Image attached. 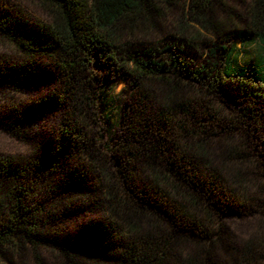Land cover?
Masks as SVG:
<instances>
[{
	"label": "trees",
	"instance_id": "trees-1",
	"mask_svg": "<svg viewBox=\"0 0 264 264\" xmlns=\"http://www.w3.org/2000/svg\"><path fill=\"white\" fill-rule=\"evenodd\" d=\"M38 1L47 22L0 3V87L43 88L0 128L52 119L0 156V264H264V0ZM100 55L126 82L110 135Z\"/></svg>",
	"mask_w": 264,
	"mask_h": 264
},
{
	"label": "rangeland",
	"instance_id": "rangeland-1",
	"mask_svg": "<svg viewBox=\"0 0 264 264\" xmlns=\"http://www.w3.org/2000/svg\"><path fill=\"white\" fill-rule=\"evenodd\" d=\"M0 3L9 6L20 14L25 15L31 22H47V8L38 0H0ZM239 48L238 62L240 64L249 63L260 52V46L257 43L242 45L237 43ZM14 50L11 45L0 39V57H11ZM94 71L102 76L107 82L102 86L103 99L109 103L105 108H100V114L107 116L106 124L107 135L118 124V116L125 109L126 82L123 77L114 71L110 60L105 56H96L94 60ZM43 94L42 86L30 88L26 91H13L8 88L0 87V114L9 107L18 103L26 102L28 99H34ZM102 99V100H103ZM51 117L46 113H41L29 120L20 127V135L15 136L11 132L0 128V156L14 158H23L31 153L36 146L37 140L42 137V133L48 129V123ZM226 223L231 231L232 238L237 243H242L259 232L261 223L256 217H229ZM44 262L49 261L47 255L42 254Z\"/></svg>",
	"mask_w": 264,
	"mask_h": 264
}]
</instances>
